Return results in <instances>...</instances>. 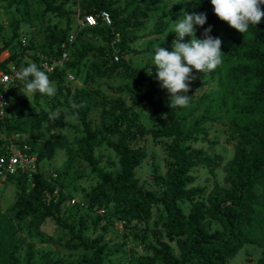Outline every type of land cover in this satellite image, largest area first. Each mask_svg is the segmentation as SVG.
Returning <instances> with one entry per match:
<instances>
[{"label":"trees","instance_id":"obj_1","mask_svg":"<svg viewBox=\"0 0 264 264\" xmlns=\"http://www.w3.org/2000/svg\"><path fill=\"white\" fill-rule=\"evenodd\" d=\"M44 5V11L58 17L65 18L66 28L55 34H47L44 48H41L44 57H59L62 53L59 46L68 39L70 28L69 13L64 9L59 0H39ZM138 0H132L134 5ZM89 12L97 14L106 11L111 18V27L88 29L93 30V35L102 37L107 44L106 51L98 50L100 54H108L110 64L119 65L123 69L125 79L130 82L122 87L130 96L132 105L137 108L149 109V121L153 124L167 122L160 129L146 131L138 129L130 131L127 125L120 130L115 124H109L103 130L92 129L87 122L88 109L78 111V118L83 128V136L78 140V152L74 153L61 136L54 135L53 139L43 142L39 147L33 148L31 142L19 141V146L27 145L31 152L36 154V173L31 176L19 172L6 179L17 181L16 201L9 209V214L17 223H24L30 215L42 210L44 218L51 219L55 225L67 231L71 237L68 246L73 250L89 252L91 258L88 264H103L106 258L107 244L104 235H96L91 239L85 236L86 221L80 222L76 229L72 224L65 222L62 210L66 202L63 192L64 186L59 179H52L51 175L44 178L39 170V164L44 160H51L56 149H64L69 160L80 158L87 162L91 172L95 173L99 184L89 194L93 201H97L107 194H111L113 215L118 216L125 223H144L151 218L152 207H162L164 215L155 220V228L148 231L153 239V244L148 246L151 256L138 259V264H231L238 254L247 245H252L245 233L254 224L256 208L260 204L261 193L264 192V17L261 21L249 26V30L241 34L231 28L226 22L221 21L215 14L210 0H190L187 13H206L207 20L203 26H194L198 29L197 38L203 39L204 29L212 26L211 36L219 37L222 41L221 52V78L219 80V94L221 104L227 114V126L233 141V157L223 167V184L217 181L212 188L192 186L195 178L191 170L195 167H206L209 170L222 165L220 157H210L191 148L200 135H206L205 124L214 122L209 114L194 118L192 125L184 131L183 123L203 104L199 99L192 108L189 116H182L180 112L186 109L194 100V91L200 86L201 80L192 84L187 107H170L159 105L154 100L152 92L143 90L145 81L144 72L136 71L130 63H124L120 54L129 50L128 28L131 18L146 19L148 15L157 10L152 4L144 8L136 6L127 18H121V13L115 8L113 0H84ZM264 11V4L260 6ZM86 14V13H85ZM163 33L162 29L156 31L157 35ZM118 40V45L115 42ZM30 49H35L30 46ZM4 51L2 48L0 50ZM45 51V52H44ZM119 56V61H112L113 54ZM15 59V55L4 60L0 65L6 70L7 64ZM16 64H18V61ZM105 62L102 63L104 65ZM70 61L66 66H70ZM65 66V68H67ZM65 70V69H64ZM63 70V71H64ZM61 72L49 75L53 82H62ZM31 79V78H29ZM22 85L8 86L6 91L0 86V102L6 107H0V130L28 135L31 131L42 127L53 131L63 124L66 114H60L55 121L49 119V113L41 111L39 115L32 114L17 118L10 122L4 119V114H9L19 109H29L26 100L18 97ZM43 95H33L38 102ZM45 124V125H44ZM44 125V126H43ZM104 134L116 135L118 139L108 141L107 146L119 156L120 170L115 172L105 171L99 166L100 161L95 157L94 149L101 145L99 136ZM150 134L153 139H168L166 144L167 155L174 161V166L167 172V187L162 196L143 190L135 176L138 165L145 158V151L141 148H132L130 141ZM6 148H0L3 152ZM31 180L32 188L27 191L26 180ZM47 195V203L42 197ZM187 200L192 203L191 209L185 215L178 203ZM100 218L97 217L96 221ZM217 228L213 231L210 224ZM94 224H97L96 222ZM104 229V228H103ZM105 230V229H104ZM174 244L177 255L173 253L170 244ZM260 249L259 257L255 264H264V243L257 245ZM19 244H13L4 264H17ZM50 253L43 255L42 264H63L62 260L51 261ZM34 248L28 245L26 263L32 264Z\"/></svg>","mask_w":264,"mask_h":264},{"label":"rangeland","instance_id":"obj_2","mask_svg":"<svg viewBox=\"0 0 264 264\" xmlns=\"http://www.w3.org/2000/svg\"><path fill=\"white\" fill-rule=\"evenodd\" d=\"M113 1L117 3L115 8L121 13V18L129 17L136 6L142 9L153 3L151 6L158 8L146 19L131 18V26L127 31L131 40L128 44L130 49L120 56L124 63H130L136 71L144 72L143 90L152 92L157 104L170 106V94L167 89L161 87L152 58L156 46L172 51L173 41L176 39V33L169 32L173 27L172 21L183 18V12L190 8V0H138L134 5H131L132 0ZM58 3H62L69 13V33L77 34L73 44L68 42V38L59 46L61 52H68L71 67L64 68L62 82L59 83L58 80L54 82L57 88L54 96L43 95L42 99L36 102L33 95L26 97L25 89L20 88L18 97L27 101L29 109L22 108L4 114V119L8 118L13 122L26 115H39L41 111H59L60 114H66V118L63 124L53 131L42 127L28 135H21L0 130V148H8L11 145L17 147L19 145L15 144L16 142L26 140L31 142L33 148H37L43 142L53 139L54 135H58L74 153H77L78 140L83 136V128L78 118V111L82 108L88 109L87 122L96 130H103L109 124H115L120 130H124L128 125L131 132L138 129L149 131L166 126V121L161 124L151 123L147 107L137 108L132 105L128 93L122 91L123 86L130 84L125 79L123 69L119 65L110 64L107 53L100 54L98 51L100 49L106 51L107 48L102 37L93 35V30L78 31L83 15L89 12L84 0H59ZM66 21L65 18L45 12L44 5L39 0H0V50L4 49L0 52V63L15 55L12 62L18 61L21 69L34 62L41 70L40 61L44 57L41 48H44L45 37L48 33L55 34L59 30H64ZM159 29H162L163 33L157 35L156 31ZM197 32L198 29L195 31L196 38ZM190 39L186 36L182 42H188ZM115 43V46L118 45V40ZM30 46L35 49H30ZM2 71L4 69L0 65V73ZM70 75L73 81L68 80ZM192 76L194 78L189 83V91L192 84L198 80H201V83L194 91L193 102L180 114L189 116L198 100L202 99L204 102L199 109L184 121V131L192 125L196 117L209 114L214 118V122L205 124L206 135L198 136L196 141L190 144L192 149L212 158L220 157L222 160V165L212 170L200 166L191 170L195 178L192 186L206 187L210 190L216 181L223 184V167L233 157V141L219 94L221 65L207 73H199L193 69ZM22 83L23 80L19 79L10 86H20ZM73 102L83 106L73 108ZM98 138L101 145L94 149V154L100 161L99 166L108 172L120 170L119 156L107 146L108 141L115 142L118 137L101 131ZM168 143V139H153L150 134L130 141L132 148H141L146 155L135 171L139 186L157 196L164 194L167 187V172L174 166L173 159L167 155ZM34 154L36 155L37 151ZM38 167L44 178L56 173L64 186L66 202L62 215L65 222L77 229L80 222L86 221L87 229L84 234L88 238L104 235L108 249L103 264H138L140 257L151 256L148 246L153 244V239L146 228L151 230L156 227L155 220L158 216L164 215L161 206L152 207L151 218L147 222L125 223L113 215L110 193L97 201L90 199L89 194L97 187L99 180L96 174L91 172L86 161L80 158L69 160L64 149H56L53 158L44 160ZM17 188V181L0 175V264L6 262L16 242L19 244L17 264H27L26 252L29 244L34 248L32 264H42L43 255L46 253H50L51 261L62 260L63 264H88L85 260L86 258L89 260L91 254L71 249L67 244L71 235L59 229L51 219L44 218L42 210L30 215L24 223H17L12 219L9 209L16 201ZM31 188V180L28 179L26 189L29 191ZM48 200L47 195L42 197L43 202L47 203ZM178 206L187 215L192 203L184 200L179 202ZM102 210L105 214H101ZM97 217L100 218L99 221H96ZM95 222L97 224H94ZM209 227L212 231L217 228L212 223ZM245 235L253 244L247 245L236 259L230 262L231 264H255L259 257L261 250L257 245L264 243V192L261 193L260 204L256 208L254 224ZM170 246L177 255L175 245L172 243Z\"/></svg>","mask_w":264,"mask_h":264},{"label":"clouds","instance_id":"obj_3","mask_svg":"<svg viewBox=\"0 0 264 264\" xmlns=\"http://www.w3.org/2000/svg\"><path fill=\"white\" fill-rule=\"evenodd\" d=\"M210 3L214 14L241 34L246 33L250 25L255 26L264 17V11L260 8L264 0H210ZM206 20V13L183 12V18L172 21L173 27L169 31L176 33L172 51L169 52L159 46L155 47L152 61L157 69L156 77L161 82V87L167 89L170 94V107L184 108L189 105L187 93L189 83L194 78L193 69L199 73H207L215 70L223 62L222 41L219 37L214 38L209 34L212 26L204 29L203 39L195 36L194 26H203ZM186 36L191 39L188 42H182ZM16 77L25 81L24 95L26 97L37 92L49 97L56 94L55 83L34 62L23 67L16 73ZM82 106L72 103L73 108ZM0 107L4 109L6 104L0 102ZM59 115V111H50L49 119L55 121Z\"/></svg>","mask_w":264,"mask_h":264},{"label":"built area","instance_id":"obj_4","mask_svg":"<svg viewBox=\"0 0 264 264\" xmlns=\"http://www.w3.org/2000/svg\"><path fill=\"white\" fill-rule=\"evenodd\" d=\"M99 25L107 28L111 27V18L109 13L106 11H100L97 14H84L78 26V31L96 28ZM68 38V42L73 44L77 38V34L72 32L68 34ZM22 42L23 44L25 43V41ZM69 61V54L68 52L64 51L57 58L52 56L48 59L41 60L40 68L48 75H52L55 72L63 71ZM112 61L114 63L119 61V56L116 54V52L113 54ZM20 70V66L14 62L7 64L6 70L0 73V86H2L3 91H6V88L9 85L19 80L16 77V73H18ZM68 80L73 81V77L71 75L68 76ZM30 152V147L27 145L17 147L11 145L3 152H0V175L5 178L6 176L17 175L19 172L26 173L29 176L36 173V155ZM51 177L54 180L58 179V175L56 173H52ZM101 214H105V211L102 210Z\"/></svg>","mask_w":264,"mask_h":264}]
</instances>
